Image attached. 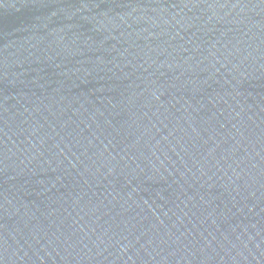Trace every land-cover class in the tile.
<instances>
[{
	"label": "water",
	"instance_id": "95a60500",
	"mask_svg": "<svg viewBox=\"0 0 264 264\" xmlns=\"http://www.w3.org/2000/svg\"><path fill=\"white\" fill-rule=\"evenodd\" d=\"M0 264H264V0H0Z\"/></svg>",
	"mask_w": 264,
	"mask_h": 264
}]
</instances>
